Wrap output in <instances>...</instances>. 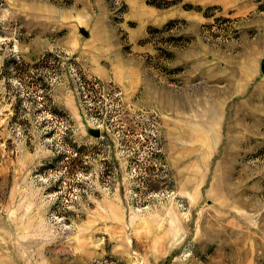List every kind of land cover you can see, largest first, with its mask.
Masks as SVG:
<instances>
[{
    "label": "rangeland",
    "instance_id": "1",
    "mask_svg": "<svg viewBox=\"0 0 264 264\" xmlns=\"http://www.w3.org/2000/svg\"><path fill=\"white\" fill-rule=\"evenodd\" d=\"M263 59L264 0H0V264H264Z\"/></svg>",
    "mask_w": 264,
    "mask_h": 264
},
{
    "label": "water",
    "instance_id": "2",
    "mask_svg": "<svg viewBox=\"0 0 264 264\" xmlns=\"http://www.w3.org/2000/svg\"><path fill=\"white\" fill-rule=\"evenodd\" d=\"M262 70H263V72H264V59H263V61H262ZM94 135H96V136H99L100 135V129H98V128H96V129H92V131H91Z\"/></svg>",
    "mask_w": 264,
    "mask_h": 264
},
{
    "label": "trees",
    "instance_id": "3",
    "mask_svg": "<svg viewBox=\"0 0 264 264\" xmlns=\"http://www.w3.org/2000/svg\"><path fill=\"white\" fill-rule=\"evenodd\" d=\"M158 6H160V5H158Z\"/></svg>",
    "mask_w": 264,
    "mask_h": 264
}]
</instances>
